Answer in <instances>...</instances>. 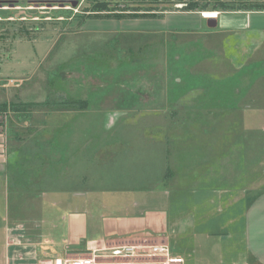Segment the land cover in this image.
Segmentation results:
<instances>
[{"label":"crops","instance_id":"crops-1","mask_svg":"<svg viewBox=\"0 0 264 264\" xmlns=\"http://www.w3.org/2000/svg\"><path fill=\"white\" fill-rule=\"evenodd\" d=\"M103 21V27L98 30L105 32L97 34H104L107 37L110 35L111 41L107 38L109 45L118 52L122 50L120 40L135 35L144 38L149 49L156 50L154 53L165 56L167 60L164 59L162 64L156 60L148 64H145L146 61L118 63L120 67L128 65V71L143 70L147 72L145 77L153 76L152 83L148 85L154 92L159 86L160 95L144 102L141 96L143 87L138 83L136 85L138 89L134 93L139 99L135 101L132 97L129 101V98L125 97L124 102H134L133 104L136 105L112 110L94 109L92 106L89 108L87 105L93 101L82 100L74 103L77 98L75 100L66 96L64 98L66 106L74 103L73 106H77L79 112L81 110L84 112L66 114L64 126L59 128L58 135H61L59 145L60 150L65 152L64 158L57 159L56 155H51L49 158L37 156L41 162L42 160L50 162L52 174L46 177L45 181L57 182L56 163L61 161L66 167V175H68L66 178L69 180L72 174L70 169L73 165V153H76L81 161L91 158L98 166H102L99 160L94 158L95 153L109 150L113 159L111 155L109 158L111 160L107 162L114 161L111 179L113 178V185H119L118 187L116 185L115 189L131 194L132 196L128 198L132 201L126 198L125 204L133 208L143 207L144 214L138 218L131 217L130 212L123 218L115 216L112 219L108 218L111 221L103 220L104 229L102 228V237L97 245L112 248L153 244L170 247L169 242L176 240V246L170 249L173 256L184 259V264H264V74L259 75L255 82L248 84L245 91H240L241 95L236 97L238 98L235 107L237 113L226 111L220 117L235 120L225 128L224 132L218 133L221 128H217L216 133H213L211 139L205 143L200 140H205L201 139V133H205L206 130L201 131L198 126L194 127L191 136H187L192 137V149H190L179 142H184L183 136H186V131L180 133L182 121H179L184 118L183 109L192 103L193 106L200 104V98L204 93L193 89L178 99L173 98V93L175 95L180 89V83L183 82L185 85V82L179 78L172 85L170 76L175 71L173 67L171 73L167 58L170 47L185 49L195 43L199 48L202 46L204 52L213 58L208 60L211 65L208 70H201L202 63L192 65L188 71L190 70L194 75L228 81L241 77L245 71L258 69L264 66V12L221 13L216 20L215 28L208 26V20L204 19L200 12L167 13L159 19L146 20L150 23L145 26L141 24L144 28L128 20ZM65 47L67 48L66 44ZM127 47L131 49L133 46L127 45ZM219 53L223 56L222 65H219V60L216 58ZM179 60L180 58L176 57V62ZM73 63H70V66H73ZM80 63L98 64L93 59ZM104 64L115 65L106 62ZM186 70L184 68L179 71L177 68L176 75L187 77ZM244 78L242 77V82ZM206 84L208 83L197 87L203 88ZM132 86L134 88L135 85ZM9 93L8 88L0 86V184H4V189L7 190L9 184L14 182L21 184L20 190L31 191L33 189L30 187L34 188L38 180L25 177L24 169L21 175L10 177L13 160L23 156L18 152L21 150L22 153L25 150L27 140L22 141L13 137L9 126L10 115L6 110V106L12 101ZM169 106H173L174 111H168ZM86 114H94V120H98L97 114H100L103 120L101 128H106V131L114 128L116 122L121 120L111 142L97 140L96 137L99 136L92 133L94 138L91 141L96 144L90 145L88 141L86 142L88 144H79L83 132L88 133L83 129ZM213 115L209 114L211 119ZM159 117L163 119L162 122H157L160 120ZM211 119L207 123H210ZM133 120L139 125L130 123ZM219 135L224 137L218 145V148L223 149V154L217 159L219 156L215 154L214 149L217 147ZM204 137H207V133ZM214 138L216 143L212 141ZM74 141L76 145L73 144ZM44 145L45 148H50L49 144ZM91 149L96 152L89 157L88 153ZM181 151L204 153L206 156L203 159L193 160V170L188 176L168 174L171 153ZM102 158L104 157L101 156ZM106 160L105 157L103 161ZM84 180L87 181L85 178ZM82 189L77 187L75 191L78 193L74 196H79ZM49 199L52 200L50 204L52 206L48 205L47 211L43 213L48 219H39V211H32L25 221L10 226L9 212L7 210L4 212V219L0 214V264H53L56 259L65 260L73 255L77 256L78 252L87 250L94 244V242H86L84 246L72 247L74 249L67 246L70 244L66 235L69 234V229L65 228L66 223H64L67 216H75L77 220L75 222H82L83 219L88 221L89 216L92 215L89 211L84 212V209L91 205L89 198L86 196L80 201H75L74 206L62 202L63 200L55 196V193L53 198ZM62 203L66 204L62 206ZM241 205L243 208L240 213L234 211ZM57 208L61 210L58 211ZM107 226H111V231L105 238ZM72 234V238H77L83 233L75 230ZM187 237L189 238L186 239ZM180 238L182 240L179 242ZM56 239H62L63 244H58ZM109 262L115 264L113 261ZM142 262L141 264H156L157 259L147 258Z\"/></svg>","mask_w":264,"mask_h":264},{"label":"rangeland","instance_id":"rangeland-1","mask_svg":"<svg viewBox=\"0 0 264 264\" xmlns=\"http://www.w3.org/2000/svg\"><path fill=\"white\" fill-rule=\"evenodd\" d=\"M94 1H104L113 3L114 5L121 3H126L125 5H138V0H0V86L8 88L10 92L9 96L12 101L6 106V110L10 115L9 126L13 137L21 139L22 141L27 140L25 142V150L23 148L24 151L22 153L21 150L18 152L19 155L23 154V156L16 157L13 160L12 175H9L10 177H17L21 175L24 169L23 175L25 177H32L39 182H36L34 188L30 187L31 185L29 186L33 189L31 191L28 189L20 190L21 184H15L14 182L13 184L8 183L9 189L7 188V190L4 189V184H0V214L2 216L1 218L4 219V212L6 210L9 212L10 226L25 221V219L29 218L27 215L32 211H39V219H48L43 213L47 211L48 205L49 207L52 206L50 205L52 200L49 198H53L54 193L55 196L57 195L58 198L63 200L62 202L71 203L73 206L75 201H80L87 196L91 205H88L84 209V212L85 210L86 213L89 211L92 215L89 216L88 221L83 219L82 222H75L77 221L75 216H63L65 217L64 223H66L65 228L69 229V234L66 235L69 237L70 241L68 242L70 244L67 246L75 248L76 246H84L86 242H94V244L89 247L92 249H84L78 252L79 255H73L67 259L90 258L96 255L98 263H105L109 259L105 255H109V249L112 247H101L97 245L104 229L103 220L111 221L108 218L112 219L115 216L117 218H123L126 216L125 214L130 212L131 217L139 218L144 214L143 207L133 208L125 204L127 202L125 200L126 198L132 201V199L128 198L132 196L131 194H127V191L119 192L120 190L115 189L117 184L113 185V178L111 179L114 161L107 162L111 160L109 159L112 155L111 152L109 150H102L97 154L92 149L89 151V157L95 153L94 158L99 160V164H102V166H98L97 162L91 158L87 161H81L76 156V153H73V165L70 169L72 174L69 180L66 178L68 175H66V167L63 165V162H55L58 166L55 172L56 183H47L45 181L46 177L52 174V169L49 165L50 162L49 160L47 162L42 160L41 162L37 156L49 158L51 155H56L57 159L64 158L65 152L60 150L59 145L61 143V135H58L60 133L59 128L64 126L66 114L72 112L81 114L84 112L83 110L79 112L78 110L80 109L77 106H73L77 101L87 100V102H91L98 98L95 108L108 109L111 107L115 109L122 104L124 105L126 95L128 92L134 93L138 89V86H136L138 83L143 87L141 89V96L144 102L153 100L155 96H159L161 91L159 86L155 88L154 92L153 90L151 91L148 85V83H152L153 76L149 75L145 77L146 71L139 70V72H136L137 69H133L134 80L131 83L129 82L128 85L125 82V78L129 77L130 74L128 65H122L120 67L118 63L123 61L130 63L146 61L145 64H148L156 60L162 64L165 56L154 53L156 50L154 48L149 49L150 47H148L144 38L135 35L129 38L124 37L120 40L122 50L118 52L109 45L107 38L111 41L112 37L110 35L107 37L101 34V37V35L97 34L99 32H105L98 30V28L103 27V20H88L81 28L68 33L70 28L76 27L80 19L84 17V11L90 9ZM72 2L77 3V7H73ZM147 6L149 5L144 4L143 7ZM209 11L211 10L207 12ZM146 20L152 19L128 21L134 25L138 23V27L144 28L143 26L150 23ZM127 45L133 47L129 49ZM190 45L185 49L177 48L176 46L173 48L170 47V54L167 58L170 63L171 73H173V67L175 71L170 76L172 85L179 78L185 82V85L183 82L180 83V89L176 91L175 95L173 93V98L178 99L193 89L200 90L204 93L201 97L202 99L200 98V104L193 106L192 103L183 109L182 117L184 118L179 121H182L180 133L186 131V136H183L185 141L179 142L181 145L183 144V146L185 145L192 149V137L187 136H191L195 126H198L201 131L206 130L205 133H201V139L203 138L205 140H200V142L205 141L207 143L211 139L212 134L216 133L217 128H221V130H218V133L224 132L225 128L230 126L232 121H235L220 117L226 111L237 113L235 107L237 106L238 98L236 99V97L242 91H245L248 84L255 82L259 75L264 74V66L245 71L241 77H235L231 80L227 79L228 81L213 80L205 76L194 75L188 69L192 65L200 63H202V71L204 69H210L211 65L208 60L212 59L213 56L207 55L202 46L199 48L195 43ZM176 57L180 58L177 62ZM216 58L219 60V65H222V54L219 53ZM78 59H81L80 61L93 59L98 64H90L92 68L90 66L86 70L84 63L81 64L80 61H77ZM75 61L77 63L79 62V64H76ZM104 62L112 65L115 63V65L109 66L104 64ZM70 63H73V66H70ZM177 68L179 71L180 69H187V77H183L181 74L176 75L178 73L176 72ZM221 69L223 70V68ZM99 72L102 73L103 78H98L100 75ZM62 76L66 77V82L61 79ZM242 77H245L243 82L241 81ZM136 82L138 83L132 88V85ZM204 83H208L209 85L206 84V87L203 88L197 87L204 86ZM100 84L105 85V88H102ZM116 84L126 85V88L123 86L116 87ZM99 89L101 91L106 89L103 96L99 94ZM66 96L74 99L77 98V100L75 99L76 101L74 103L66 106L64 103ZM131 99L132 97H129V101ZM32 103H36L37 106H30ZM79 105L83 106L81 104ZM87 106L90 108L92 105L89 104ZM167 110L170 112L174 111L173 106H169ZM209 114H214L212 119ZM93 115L86 114L84 117L83 129L84 131L86 129L88 133L83 132L80 139L81 143L79 144H85L87 141L90 145L96 144V142L91 141L94 138L92 137V133L99 136L96 137L97 140L102 142L106 141L107 143L111 142L113 140V133L117 128L119 129L117 126L118 124L120 125L121 120L117 121L118 123L116 122L114 128L106 131V128H101L103 124V120H101L102 116L97 114L98 120H94ZM161 117L158 118L160 120H157V122H162L163 119L161 120ZM209 118L211 121L207 123L210 120ZM130 123L139 125L134 120L130 121ZM254 126H256L255 120ZM206 133L207 137H204ZM209 134L211 135L210 137ZM223 139L224 137L222 135H219L217 138V147L214 149L215 154L219 156L217 157L215 155L217 159L223 154V149L221 147L218 148V145ZM212 141L216 143L215 138ZM44 144H49L50 148H45L46 146ZM73 144L76 145V142L74 141ZM49 149L52 151H49ZM171 154L170 173L168 174L173 176L179 174H187L185 176H188L193 170V160L196 158L203 159L206 156L204 153L192 151H181ZM101 156L104 158L101 159ZM105 157L107 160L103 161ZM51 164L53 163L51 162ZM83 175H86L88 178ZM70 180L72 181L71 184ZM5 186H7L6 182ZM77 187L83 189L79 196H74L78 193L75 191ZM23 188L25 187L23 186ZM55 188L57 190H54ZM80 195L84 196L80 197ZM64 204L66 203H62V206ZM123 204L125 205L122 206ZM241 206L234 211L240 213L243 208ZM57 209L58 211L61 210V208ZM75 230L82 231L83 234L77 238H72V233ZM110 231L111 226H107L105 229L106 234H104L105 238L109 236ZM181 240L182 238L179 239V242ZM175 241L169 242L172 249L177 244ZM56 242L63 244L62 239H56ZM109 261L117 262L119 260L109 259Z\"/></svg>","mask_w":264,"mask_h":264},{"label":"trees","instance_id":"trees-1","mask_svg":"<svg viewBox=\"0 0 264 264\" xmlns=\"http://www.w3.org/2000/svg\"><path fill=\"white\" fill-rule=\"evenodd\" d=\"M126 3L116 4L109 2L94 1L90 9H86L83 13L82 19L77 23L76 27L70 28L68 31H73L81 28L83 24L88 20H145V19H159L167 13L171 12H205L208 10L219 11L221 13L230 12H264V1L261 0H138V5H125ZM144 4L149 6L143 7ZM180 5H182L180 7ZM86 70L91 65L84 64ZM89 66V67H88ZM92 68V66H91ZM97 73V72H96ZM98 78H103L101 72H99ZM134 72L130 71L129 77L125 78V82L129 85L134 79ZM61 79L66 82V77L62 76ZM130 80V81H129ZM138 82L134 83L136 85ZM121 84V83H120ZM101 85V84H100ZM126 85L116 84V87ZM105 88V85H101ZM98 89V88H97ZM99 94L103 96L106 89H99ZM130 95V96H129ZM126 97H133L136 101L139 99L138 95L133 92H128ZM98 99V98H97ZM97 101L90 103L94 109H96ZM134 103V102H133ZM133 103H124V105L118 106V108H129L135 106ZM126 104V105H125ZM133 104V105H132ZM128 105V107H127ZM30 106L36 107L37 104H31ZM116 107V106H115ZM112 110V108H108Z\"/></svg>","mask_w":264,"mask_h":264},{"label":"built area","instance_id":"built-area-1","mask_svg":"<svg viewBox=\"0 0 264 264\" xmlns=\"http://www.w3.org/2000/svg\"><path fill=\"white\" fill-rule=\"evenodd\" d=\"M221 13L218 11L201 12V16L206 20H218ZM106 258L119 260L115 264H141L146 258L157 259L156 264H184V259L173 256L168 245H148V246H122L109 249V255ZM98 263L97 256L90 258H77L73 260L56 259L53 264H110ZM132 262H131V261ZM127 262V263H126Z\"/></svg>","mask_w":264,"mask_h":264},{"label":"water","instance_id":"water-1","mask_svg":"<svg viewBox=\"0 0 264 264\" xmlns=\"http://www.w3.org/2000/svg\"><path fill=\"white\" fill-rule=\"evenodd\" d=\"M73 7H77V3L72 2ZM208 26L210 28H215L217 26V21L216 20H208Z\"/></svg>","mask_w":264,"mask_h":264}]
</instances>
